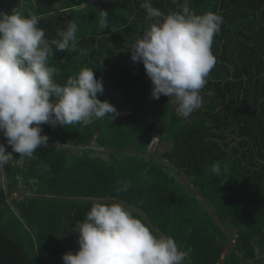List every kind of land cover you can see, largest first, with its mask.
<instances>
[{"label": "trees", "instance_id": "1", "mask_svg": "<svg viewBox=\"0 0 264 264\" xmlns=\"http://www.w3.org/2000/svg\"><path fill=\"white\" fill-rule=\"evenodd\" d=\"M33 1L46 39H59L68 22L75 21L79 47L85 49V54L56 51L48 61L57 70L54 79L66 83L83 68L94 69L99 78L104 62L107 94L98 99L117 112L130 104L139 110L87 127L44 124L48 143L36 149L34 159L23 158L21 166L20 154L12 153L14 159L4 170L7 188L0 185V264H63V254L78 251V222L94 202L111 203L108 199L140 210L142 214H132L155 235L152 225L172 237L188 252L190 264H218L228 236L164 163L145 156L156 136L171 145L158 157L190 177L236 234L234 249L221 264H264V0H187L193 13L223 18L211 47L216 63L200 92L203 105L187 119L177 116L174 99L152 97L143 64L133 62L126 48L153 23L140 7L143 0ZM64 1L67 6L54 15L55 6ZM151 2L167 15L184 0ZM21 3L0 0V11L18 10ZM102 9L110 20L104 30L96 20ZM157 110L161 114L151 118ZM158 120L165 122V130L156 128ZM93 142L109 153V160L93 155L87 148ZM68 146H80L83 152L76 154ZM6 150L12 152L11 146ZM122 150L138 154L120 157ZM213 162L221 164V175L206 174ZM120 182H131V187L117 193ZM19 185L31 196L14 201L16 212L7 195ZM69 231L78 235L67 239Z\"/></svg>", "mask_w": 264, "mask_h": 264}, {"label": "clouds", "instance_id": "2", "mask_svg": "<svg viewBox=\"0 0 264 264\" xmlns=\"http://www.w3.org/2000/svg\"><path fill=\"white\" fill-rule=\"evenodd\" d=\"M140 7L153 23L126 47L131 60L143 64L152 97L174 99L177 116L187 119L203 105L200 92L216 63L211 47L223 18L212 12L195 14L187 0L167 15L151 0H143ZM96 20L100 29L109 28L107 10H99ZM39 23L36 14L0 11V132L12 148L8 152L0 143V172L14 159L13 152L31 160L38 147L47 145L44 124L87 127L118 115L114 105L98 99L103 83L94 69L83 68L63 84L54 79L57 70L48 61L56 51L85 54L79 47L77 23L69 21L60 38L51 41ZM208 171L221 175V164L213 162ZM129 187L131 182H120L116 192ZM74 231L79 233L78 251L63 254V264H184L188 255L172 237L155 235L120 203L94 202Z\"/></svg>", "mask_w": 264, "mask_h": 264}, {"label": "rangeland", "instance_id": "3", "mask_svg": "<svg viewBox=\"0 0 264 264\" xmlns=\"http://www.w3.org/2000/svg\"><path fill=\"white\" fill-rule=\"evenodd\" d=\"M21 7L18 9V11H20L22 14L28 15V14H36V4L34 3L33 0H21ZM67 3L66 1L62 2L61 4H58L55 6V10L57 11L54 15H59L62 12V8L66 7ZM145 81L141 82V85H144ZM134 110H139L138 106H134L133 104H130L128 106H126L123 109L118 110V113L122 114V115H128L130 113H132ZM160 110L157 111H153L151 112V118L155 117V116H159ZM157 122V129L159 130H165L166 128V124L163 120H158ZM67 148L73 150L76 154H81L83 152V148L80 146H68ZM88 149H93L94 156H102L105 160H109V153L108 152H104L102 149H100L96 142H93L90 146L87 147ZM171 149V145L168 142H163L161 141V138L156 136L152 139L151 145L148 149V153L145 155L147 158H153L155 159L157 162L159 163H164L167 166V170L168 172L176 178V180H178L180 182V184H182L185 189L192 193V194H196L197 198L199 199V201L204 205V209H206V211H208L214 218V220L222 227L223 231L225 232V234L228 236V241L225 243V247L223 250V253L221 255V259L219 261L218 264H221L222 261L224 260V258L229 255L233 249H234V245L236 244L237 241V236L234 233V231L232 230V228L229 226V224L227 222H223L219 216L214 212L213 206L210 205L208 203V200L206 198H204L203 196L199 195L197 188L195 186V184L192 182L191 178L188 177L185 173L180 172L179 170L170 167L166 161L160 159L158 157V154L162 153V152H166L169 151ZM137 155L138 152L136 150H122L121 151V156L124 155ZM20 165L22 166V159L19 161ZM7 179L5 177V171L0 172V185L3 186L4 188H7ZM19 190L15 191L13 193H8L7 195V199H8V203L9 205L13 208L14 211L17 212V208L14 204V201H19L23 196H31L30 193H24L22 191V185H19ZM107 201L113 203H120L122 204L124 207L128 208L131 212H137L142 214V212L136 208L130 207L127 203L123 202V201H117V200H113V199H108ZM151 223V222H150ZM153 230L159 235V236H165L163 235L155 226H153ZM188 253V252H187ZM184 264H190L188 257L186 258V260L184 261Z\"/></svg>", "mask_w": 264, "mask_h": 264}, {"label": "water", "instance_id": "4", "mask_svg": "<svg viewBox=\"0 0 264 264\" xmlns=\"http://www.w3.org/2000/svg\"><path fill=\"white\" fill-rule=\"evenodd\" d=\"M107 75H108V66L104 62H101L99 66V78L102 79L103 93L99 94L100 96H106L107 94L106 87H105Z\"/></svg>", "mask_w": 264, "mask_h": 264}, {"label": "flooded vegetation", "instance_id": "5", "mask_svg": "<svg viewBox=\"0 0 264 264\" xmlns=\"http://www.w3.org/2000/svg\"><path fill=\"white\" fill-rule=\"evenodd\" d=\"M65 232H67V230L65 231ZM69 233V235L68 236H66V238L68 239V238H72V237H76L78 234L77 233H75V232H68Z\"/></svg>", "mask_w": 264, "mask_h": 264}, {"label": "built area", "instance_id": "6", "mask_svg": "<svg viewBox=\"0 0 264 264\" xmlns=\"http://www.w3.org/2000/svg\"><path fill=\"white\" fill-rule=\"evenodd\" d=\"M0 143H2V144H6V141H4L2 138H1V136H0ZM6 166V165H5ZM5 168V167H4Z\"/></svg>", "mask_w": 264, "mask_h": 264}, {"label": "crops", "instance_id": "7", "mask_svg": "<svg viewBox=\"0 0 264 264\" xmlns=\"http://www.w3.org/2000/svg\"><path fill=\"white\" fill-rule=\"evenodd\" d=\"M0 136H1V135H0ZM1 138H2V137H1ZM2 139H3V138H2ZM3 140H4V139H3ZM4 141H6V140H4ZM5 147L7 148V142H6V144H5ZM10 152H11V151H10ZM21 159H22V164H23V158H21ZM21 159H20V160H21ZM20 160H19V161H20ZM18 163L20 164V162H18ZM4 170H5V168H4Z\"/></svg>", "mask_w": 264, "mask_h": 264}]
</instances>
